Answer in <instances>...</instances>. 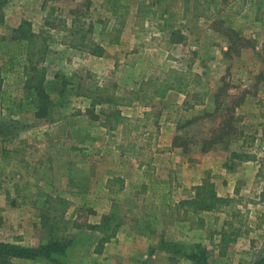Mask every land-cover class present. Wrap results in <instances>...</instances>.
I'll return each instance as SVG.
<instances>
[{
  "label": "rangeland",
  "instance_id": "obj_1",
  "mask_svg": "<svg viewBox=\"0 0 264 264\" xmlns=\"http://www.w3.org/2000/svg\"><path fill=\"white\" fill-rule=\"evenodd\" d=\"M139 1L120 0L116 11L106 0H0V241L28 247L47 243L51 229L57 228L48 197H64L70 201L63 217L66 236L74 242L68 257H59L61 264L91 256L101 260V253L112 244L102 246L103 235L91 226L110 214H116L120 223L117 234L122 231L140 254L143 248L151 254L162 250L175 264L185 257L182 254L201 245L209 264H251L264 253V217L256 220V214L246 209L262 201L264 190L258 201L255 193L251 198L240 194L244 224L228 229L225 213L222 219L217 211L203 212L205 226L213 222V231L210 226L202 233V241L183 236L191 228L205 227H193V218L163 222L169 205L193 196L194 186L212 181L204 166L211 161L212 147L220 145L218 153L228 152L232 159L234 151L249 149L264 160V87L256 82L259 73L253 66L248 78L240 71V51L253 48L254 43L235 39L239 33L219 21V30L232 36L233 47L227 56L228 70L212 96L209 85L204 102L200 93L178 91V99H184L181 104L162 100L166 97L148 105L131 101L132 92L139 91L147 79L170 68H206L203 71L210 80H204L211 84L209 28L211 6L216 9L217 3L189 0L185 7V0H151L156 13L140 20ZM221 1L228 6L234 0ZM245 2L238 0L233 10ZM73 25L88 30L90 49L73 48L70 37L64 38V28ZM176 30L187 39L171 43ZM29 32H42L41 38L46 39L44 51L34 57L25 39ZM247 52L254 65L255 54ZM37 60L27 83L25 67ZM39 83L49 96L43 115L28 96ZM112 110H119L129 122L112 128L113 123L106 121ZM137 122L139 130L131 131ZM176 135L186 143L179 146V168L169 166L177 156L173 153ZM130 144L135 149L123 153L122 146L129 149ZM186 163L191 171H186ZM236 184L241 190L242 184ZM259 210H264V204L255 212ZM224 230L239 233L225 250ZM238 241L242 249L246 247L243 257L231 251ZM0 264L59 263L38 258L0 260Z\"/></svg>",
  "mask_w": 264,
  "mask_h": 264
},
{
  "label": "trees",
  "instance_id": "obj_2",
  "mask_svg": "<svg viewBox=\"0 0 264 264\" xmlns=\"http://www.w3.org/2000/svg\"><path fill=\"white\" fill-rule=\"evenodd\" d=\"M107 3H113V10L118 11L120 0H106ZM215 1V0H214ZM189 0H185V7H187ZM199 4V3H197ZM233 9V7H232ZM138 15L139 19H145L150 15H154L156 10L153 7L151 0H140L138 4ZM188 11V10H187ZM239 12V10H235ZM120 17V16H119ZM118 17V18H119ZM67 32L64 38L70 37V46L73 48L80 49H90L91 40L87 35L88 30L85 31L83 27L73 25L71 28H64ZM233 31V30H232ZM236 33V31H234ZM23 31V38H24ZM41 33L35 34L29 32L25 39L28 40V48L30 54L39 55L44 51V46L42 43L46 40L41 38ZM237 34V33H236ZM179 35L180 38H177ZM235 39L243 40L239 35ZM231 45L229 50H232L233 42L232 36H229ZM187 39V36L182 33L181 30H176L171 35V43L182 42ZM37 60L34 64L32 62L31 66L25 67V73L27 74V83L31 80L32 71L35 69L38 62ZM33 87V86H32ZM28 90V88H27ZM33 90V89H32ZM170 91H178L183 94L190 95L191 92L200 93V101L204 102L209 94V82L204 80L200 75L193 72L191 69L180 70L177 68H170L169 70L163 72L159 76H151L146 80L144 86L137 92H132L134 96L130 99L137 100L140 103H145L146 105L152 104L156 98H165ZM28 96L32 98V102L38 107V113L43 115L48 107L49 96L45 93V89L41 83L34 87V90L29 92ZM114 119V120H113ZM106 121L108 123H113L112 128L117 126L119 123L129 122L128 119L123 118L119 110H112L106 116ZM141 122V120H140ZM190 121L189 123H191ZM132 130H139V122L133 124ZM126 126V125H125ZM148 140L152 139V133L149 132ZM217 137H221L218 134ZM182 140V136L176 135L173 140V146H184L186 143ZM254 140V137L252 138ZM210 143V141L205 142V145ZM129 145V144H128ZM132 148L126 149L122 146V152L127 153L135 149L136 145L133 144ZM207 147H204V151ZM232 157L240 161L257 160V155L255 152L249 149H241L239 151H234ZM257 178L259 180H264V160L257 172ZM194 195L188 198L179 200L173 205H169L167 211L164 213L163 225L172 224L175 222L188 221L191 220V225L196 228H202L205 226V218L202 216L203 212L207 211H217L225 213L227 216L226 225L228 229L234 227L237 224H244L245 221V205L243 204L244 198L240 196L238 191L235 192V196H221L218 194L216 185L213 181L209 179L203 181V183L194 186ZM261 200H264V194L261 195ZM49 202H51L50 208L53 210L56 220L54 225L57 228L51 229V239L45 244H40L35 247H28L21 244L3 242L0 241V260L3 262L13 260V259H30L36 260L38 258H45L47 260L53 261L54 263L61 264L59 257L69 255V251L73 246V240L67 238V223L64 221L63 217L65 212L69 208L70 201L64 197H48ZM249 202L254 203V200H249ZM242 204L244 206H242ZM59 218V219H58ZM117 215L110 214L105 217L99 224L92 225L91 227L96 231L100 232L103 237L100 239V244L103 246L105 243L109 242L114 238L119 229V221H116ZM249 227H247V231ZM239 233L235 231L224 230L222 232V249L228 248L229 243L235 241ZM101 246V247H102ZM196 248L199 250L192 251L188 255L182 254V256L188 257L193 260L195 264H209L207 262L205 251L201 249V245H197ZM180 250V249H179ZM178 250V251H179ZM251 264H264V253L255 259Z\"/></svg>",
  "mask_w": 264,
  "mask_h": 264
},
{
  "label": "crops",
  "instance_id": "obj_3",
  "mask_svg": "<svg viewBox=\"0 0 264 264\" xmlns=\"http://www.w3.org/2000/svg\"><path fill=\"white\" fill-rule=\"evenodd\" d=\"M214 2L217 4L216 9H213L211 6V27L209 28L211 32V84H209L211 86V96L214 92V88L221 83L222 74L225 72V70H228L230 64L227 62V56L232 52V50H229L231 45L230 39L218 28L217 23H219V21H223L225 25L231 26L233 29H235L242 39L249 40L254 43L252 45L253 48L243 47V49H241L240 71L245 73L243 75L248 78V72L252 71L253 66L255 72L259 73L257 76H255L256 82L259 86L264 87V61H259V57L264 56V0H246L245 3L238 6L239 9L237 10H239V12H235V10L232 9V7H234L233 5H235L238 0H234L232 5L228 6H226L221 0H215ZM225 8L227 9L225 10ZM189 38L191 37L189 36ZM247 51H253L252 53L255 54L256 63L254 65L250 63V60L247 56V53L249 52ZM171 67H178V65H172ZM191 69L194 72L201 74L203 79L207 78L203 71L206 70V68H202L201 71V69H198L194 66L193 68L191 67ZM207 80L209 81L210 79L207 78ZM176 93L178 94L177 91H170L167 94L166 99L162 100H167L171 103L177 104L183 103L184 99H178V95L176 96ZM220 150V145L212 147L211 157H209L211 161L204 165L206 167L205 169L208 172H211V180L215 183L218 194L221 196H235V192L238 191V193L243 197L251 198L254 197L253 194L255 193V195H257L258 201L260 198L259 194L264 190V180H259V178H257V172L259 171V168L263 162L261 161L260 156L257 158V160L240 161L237 159H232L230 153L228 152L225 154L218 153ZM181 151L182 148L179 146L174 148L173 153L177 154V156L175 157L174 164H169L170 167L176 165L177 168H179V164L182 163V160L178 157V155H181ZM183 165L186 167V171H191V167L187 163L186 165ZM237 182L242 184L241 190L236 187ZM260 204H264V200L258 201L256 204H254V206L249 204V207L246 209L247 212L256 214V220H261L264 217V210L255 212L256 207ZM215 214L219 215L222 219L226 217L220 212H215ZM255 223L256 222H254V224ZM210 226L211 231H213V222H208L204 228H191V232L187 231L183 236L188 239L192 238L195 242L202 241L199 239V236L205 234ZM172 227L173 229L180 228L178 225H173ZM189 227L190 226H188V228ZM253 231L254 229L250 232L251 235L253 234ZM194 236H197L196 238L199 240L194 239ZM215 237V234L211 233V238L215 239ZM240 239L242 240V237H240ZM110 242L112 245L105 248L101 253V260L100 258L96 260V258H93V256L86 260L83 258H77L74 264H97L98 261V264H124L125 262H129L130 264H172L169 260L170 258L162 250H157L155 254H151L147 248H145V251L143 248V254H140L137 251V248L132 249L134 243L131 242L130 239L125 238L122 234V231L121 235L117 234L106 244H110ZM238 243L239 241L237 244H235L233 249L231 248V251H234L236 254H239L241 257H243L242 255L246 247L243 246L244 248L242 249L241 244ZM126 249L127 253L124 252ZM252 255L254 256V254ZM175 264H190V262L185 257H183V259L177 261Z\"/></svg>",
  "mask_w": 264,
  "mask_h": 264
}]
</instances>
